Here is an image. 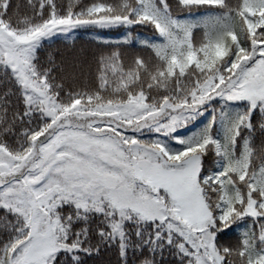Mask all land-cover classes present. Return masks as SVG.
<instances>
[{"label": "snow or ice", "instance_id": "1", "mask_svg": "<svg viewBox=\"0 0 264 264\" xmlns=\"http://www.w3.org/2000/svg\"><path fill=\"white\" fill-rule=\"evenodd\" d=\"M0 264H264V0H0Z\"/></svg>", "mask_w": 264, "mask_h": 264}, {"label": "trees", "instance_id": "2", "mask_svg": "<svg viewBox=\"0 0 264 264\" xmlns=\"http://www.w3.org/2000/svg\"><path fill=\"white\" fill-rule=\"evenodd\" d=\"M21 2H23V0H21ZM87 38H88L87 36L83 37V39H87Z\"/></svg>", "mask_w": 264, "mask_h": 264}]
</instances>
